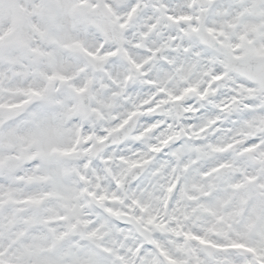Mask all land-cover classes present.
<instances>
[{
  "label": "snow or ice",
  "instance_id": "snow-or-ice-1",
  "mask_svg": "<svg viewBox=\"0 0 264 264\" xmlns=\"http://www.w3.org/2000/svg\"><path fill=\"white\" fill-rule=\"evenodd\" d=\"M0 264H264V0H0Z\"/></svg>",
  "mask_w": 264,
  "mask_h": 264
}]
</instances>
